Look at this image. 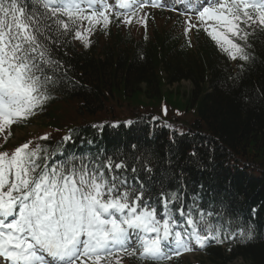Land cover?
Returning a JSON list of instances; mask_svg holds the SVG:
<instances>
[{
    "label": "trees",
    "instance_id": "trees-1",
    "mask_svg": "<svg viewBox=\"0 0 264 264\" xmlns=\"http://www.w3.org/2000/svg\"><path fill=\"white\" fill-rule=\"evenodd\" d=\"M147 31L111 36L96 28L88 47L72 35L61 38L53 59L67 79L50 90L42 110L17 123L44 130L25 140L51 151L74 129L66 154L87 146L93 157L123 159L138 169L125 173L129 181L139 176L153 198L161 188L182 189L185 204L197 197L213 223L237 233L207 244L197 264H264V32L250 37L253 59L242 61L229 59L202 29L190 43L171 28ZM183 81L188 91L166 88ZM249 227L254 238L242 239Z\"/></svg>",
    "mask_w": 264,
    "mask_h": 264
},
{
    "label": "snow or ice",
    "instance_id": "snow-or-ice-1",
    "mask_svg": "<svg viewBox=\"0 0 264 264\" xmlns=\"http://www.w3.org/2000/svg\"><path fill=\"white\" fill-rule=\"evenodd\" d=\"M146 3L160 6L158 0H0L5 143L12 125L42 110L52 99L50 90L67 79L63 64L53 59L61 38L72 35L88 47L98 26L130 24ZM191 7L198 23L189 17L185 34L202 29L229 59H253L250 37L264 32V0H191ZM73 131L51 151L32 141L0 151V264H122L123 257L169 264L193 245L203 248L237 235L213 223V213L197 197L185 204L182 189L161 188L153 198L139 176L129 181L125 173L138 169L123 159L66 154L63 145ZM239 235L254 238L251 227Z\"/></svg>",
    "mask_w": 264,
    "mask_h": 264
},
{
    "label": "rangeland",
    "instance_id": "rangeland-1",
    "mask_svg": "<svg viewBox=\"0 0 264 264\" xmlns=\"http://www.w3.org/2000/svg\"><path fill=\"white\" fill-rule=\"evenodd\" d=\"M203 0H201L200 2H202ZM109 3H110V0H109ZM186 21L187 20H185V23H186ZM161 23V24H163V23H165V21H161V20H159V21H157V23ZM170 25L168 24V27H169ZM168 90H172V91H174V89L175 88H177V89H179L178 91L179 92H181V93H183V92H185V91H188L189 90V88H190V84L188 83V82H186V81H183V82H181V84H179V85H173V86H168V87H166ZM172 91H169V92H172ZM173 93V92H172ZM44 133V130H42V127H39L38 125H32V126H29V127H27V128H25V129H23V130H21V131H16L15 133H14V135H13V137H12V140H10L8 143H7V146L9 147V148H11L10 146H12V145H14V144H17L18 143V141L20 140V139H25L27 136H29V137H32V136H38V135H40V134H43ZM3 140V139H2ZM21 141V140H20ZM10 145V146H9ZM13 147V146H12ZM184 255H186V256H188V258L192 261V262H194V261H196V260H201L200 258H201V256L200 255H197V252L196 251H194V250H192V251H189V252H184L183 253Z\"/></svg>",
    "mask_w": 264,
    "mask_h": 264
}]
</instances>
